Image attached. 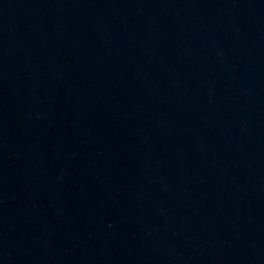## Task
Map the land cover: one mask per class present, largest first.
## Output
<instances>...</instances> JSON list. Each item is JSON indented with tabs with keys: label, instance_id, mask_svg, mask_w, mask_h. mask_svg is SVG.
Segmentation results:
<instances>
[{
	"label": "water",
	"instance_id": "1",
	"mask_svg": "<svg viewBox=\"0 0 264 264\" xmlns=\"http://www.w3.org/2000/svg\"><path fill=\"white\" fill-rule=\"evenodd\" d=\"M0 264H264V0H0Z\"/></svg>",
	"mask_w": 264,
	"mask_h": 264
}]
</instances>
